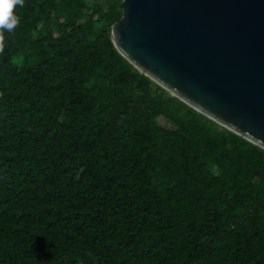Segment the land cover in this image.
Returning a JSON list of instances; mask_svg holds the SVG:
<instances>
[{"label":"trees","instance_id":"obj_1","mask_svg":"<svg viewBox=\"0 0 264 264\" xmlns=\"http://www.w3.org/2000/svg\"><path fill=\"white\" fill-rule=\"evenodd\" d=\"M122 2L14 10L0 54V264H264V150L117 51Z\"/></svg>","mask_w":264,"mask_h":264},{"label":"water","instance_id":"obj_2","mask_svg":"<svg viewBox=\"0 0 264 264\" xmlns=\"http://www.w3.org/2000/svg\"><path fill=\"white\" fill-rule=\"evenodd\" d=\"M111 29L142 75L264 150V0H123Z\"/></svg>","mask_w":264,"mask_h":264},{"label":"clouds","instance_id":"obj_3","mask_svg":"<svg viewBox=\"0 0 264 264\" xmlns=\"http://www.w3.org/2000/svg\"><path fill=\"white\" fill-rule=\"evenodd\" d=\"M24 4L25 0H0V15L8 17L6 21H0V54L3 53L5 47V32H13L20 22V18L14 10L17 7H23Z\"/></svg>","mask_w":264,"mask_h":264},{"label":"snow or ice","instance_id":"obj_4","mask_svg":"<svg viewBox=\"0 0 264 264\" xmlns=\"http://www.w3.org/2000/svg\"><path fill=\"white\" fill-rule=\"evenodd\" d=\"M7 18L8 17L6 15H0V21H6Z\"/></svg>","mask_w":264,"mask_h":264},{"label":"rangeland","instance_id":"obj_5","mask_svg":"<svg viewBox=\"0 0 264 264\" xmlns=\"http://www.w3.org/2000/svg\"><path fill=\"white\" fill-rule=\"evenodd\" d=\"M159 122H160L161 125L166 126V124H165V122L163 120L160 119Z\"/></svg>","mask_w":264,"mask_h":264}]
</instances>
